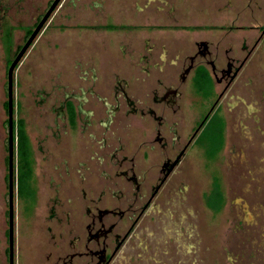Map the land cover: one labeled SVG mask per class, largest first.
<instances>
[{
    "label": "rangeland",
    "instance_id": "rangeland-1",
    "mask_svg": "<svg viewBox=\"0 0 264 264\" xmlns=\"http://www.w3.org/2000/svg\"><path fill=\"white\" fill-rule=\"evenodd\" d=\"M33 1L37 8L45 3ZM154 8L160 12L155 14ZM259 27H264V0L60 3L51 16L50 34L36 40L14 73L13 117L23 123L32 169V196H14V239L22 257L28 258L33 246L47 240L46 228L64 224L69 210L78 209L77 199L68 202L78 189V162L89 163L90 149H97L98 158L105 155L101 140L112 147L117 138L127 139L129 128L124 129L121 113L106 130L96 125L106 116L95 97L110 99L118 84L125 90L128 84L129 93L145 92L147 86L134 82L143 79L144 40L146 48L159 50L163 44L171 59L201 39L219 40L220 49L234 52L244 46L240 57L253 49L236 93L224 97V136L217 121V129L209 128L199 141L206 149L196 147L191 165L181 164L184 174L172 175L164 187L170 190L164 198L167 205L158 207L159 214L154 210L151 221L147 217L150 236L141 247L150 249L132 264H264V35L259 38ZM78 98L88 99L82 111L94 115L81 137ZM69 104L73 125L67 117ZM92 171L102 173L100 167ZM208 190L212 197L214 190L221 193L218 210L208 208L209 196L203 198ZM6 204L3 195L1 232Z\"/></svg>",
    "mask_w": 264,
    "mask_h": 264
},
{
    "label": "flooded vegetation",
    "instance_id": "flooded-vegetation-1",
    "mask_svg": "<svg viewBox=\"0 0 264 264\" xmlns=\"http://www.w3.org/2000/svg\"><path fill=\"white\" fill-rule=\"evenodd\" d=\"M63 1L59 0L44 19L54 0H45L39 8L34 7L33 0H0V198L7 196V221L4 231L0 230V264H132L150 249L141 247L150 236L146 233L150 227L147 217L153 216L154 210L158 213V207L167 205L164 198L170 190L164 187L172 175L184 174L181 164L191 165L190 156L196 147L206 149L199 141L206 131L217 129V121L223 124L224 136L225 120L220 109L224 97L236 93L243 65L253 48L240 57L246 51L244 46L234 52L232 48L220 49L219 40L200 39L193 41L190 51L176 53L169 59L172 55L162 50L163 44L159 50L146 48L148 40H144L141 45L145 47L140 49L144 54V67L140 71L143 79L135 78L134 82L147 86L145 92L129 93L128 84L126 90L118 84L110 93L113 94L112 101L95 97L106 116L105 120L97 119L96 125L106 130L115 115L121 113L124 129L129 128L127 139L117 138V146L112 147L101 140L100 149L108 151L105 155L98 158L97 149H90L89 163L78 162V189L68 199L69 203L77 199L78 209L69 210L64 224L46 228L47 240L33 246L26 258L15 245L14 215L11 227L8 217V69L44 19L11 77L14 205V196H18L14 73L36 40L50 34L51 16ZM257 29L259 38L263 37L264 27ZM44 45L48 47L49 43ZM152 72H156V77L149 84L147 79L153 78ZM194 97L199 100L195 101ZM87 101V98H78L80 137L92 126L94 116L82 111ZM67 117L70 122L68 113ZM90 138L93 139L92 135ZM93 167H100L102 173H93ZM191 169L188 167L186 171ZM209 192L203 198L210 197Z\"/></svg>",
    "mask_w": 264,
    "mask_h": 264
},
{
    "label": "trees",
    "instance_id": "trees-1",
    "mask_svg": "<svg viewBox=\"0 0 264 264\" xmlns=\"http://www.w3.org/2000/svg\"><path fill=\"white\" fill-rule=\"evenodd\" d=\"M68 114L70 115V122L73 125L74 123V112L71 105L68 106ZM17 135V155H18V196L20 199H28L32 196L30 178L32 174L31 161L29 154L28 139L26 133L23 129V123L21 120L17 122L16 128ZM219 191L214 190L212 198L206 201L207 206L212 210H218L222 197L219 194Z\"/></svg>",
    "mask_w": 264,
    "mask_h": 264
},
{
    "label": "water",
    "instance_id": "water-1",
    "mask_svg": "<svg viewBox=\"0 0 264 264\" xmlns=\"http://www.w3.org/2000/svg\"><path fill=\"white\" fill-rule=\"evenodd\" d=\"M59 0H54V2L51 4L50 9L48 10L47 14L45 15L44 19L48 17V15L54 10V8L57 6ZM44 19L42 22L37 26L36 31L31 35V37L28 39L24 47L20 50L12 64L10 65L8 69V114H9V143H8V150H9V172H10V177H9V212H8V217H9V225L10 227L12 226L13 223V188H12V157H13V125H12V93H11V77H12V72L16 64L19 62L21 57L23 56L26 48L30 45L32 42V39L37 32V30L41 27Z\"/></svg>",
    "mask_w": 264,
    "mask_h": 264
},
{
    "label": "crops",
    "instance_id": "crops-1",
    "mask_svg": "<svg viewBox=\"0 0 264 264\" xmlns=\"http://www.w3.org/2000/svg\"><path fill=\"white\" fill-rule=\"evenodd\" d=\"M155 9V14H156V12L157 11H159L160 12V9H158V8H154ZM154 18H157V16L156 17H154Z\"/></svg>",
    "mask_w": 264,
    "mask_h": 264
}]
</instances>
